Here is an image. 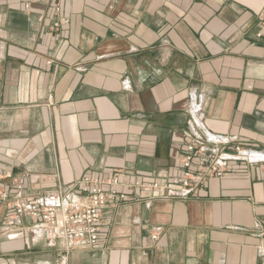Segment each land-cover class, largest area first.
Wrapping results in <instances>:
<instances>
[{"label":"crops","instance_id":"0c3cea01","mask_svg":"<svg viewBox=\"0 0 264 264\" xmlns=\"http://www.w3.org/2000/svg\"><path fill=\"white\" fill-rule=\"evenodd\" d=\"M191 143L232 159L167 195ZM85 173L124 195L95 245L8 224ZM0 264H264V0H0Z\"/></svg>","mask_w":264,"mask_h":264},{"label":"built area","instance_id":"2783aa9c","mask_svg":"<svg viewBox=\"0 0 264 264\" xmlns=\"http://www.w3.org/2000/svg\"><path fill=\"white\" fill-rule=\"evenodd\" d=\"M192 143L188 145L182 157V179L178 184L167 186V195H195V172L203 176L222 175L227 162L232 159L231 154H220L216 158L208 159L203 150L196 149ZM235 146V150H238ZM116 174L99 178L90 174H83L75 187L86 195L87 201L79 206L75 201H68L59 191H50L41 197H22L15 195L10 201L11 215L9 225H19L21 220L27 219L33 230L40 232L46 240L62 239L64 248L71 250L77 247H90L99 240L101 226V210L112 202L117 204L124 195L117 189L119 180ZM9 176V174L7 175ZM154 188L164 187L163 184L153 182ZM16 190L23 188L22 183H16ZM2 195H6L2 191ZM26 233V230L24 231Z\"/></svg>","mask_w":264,"mask_h":264}]
</instances>
